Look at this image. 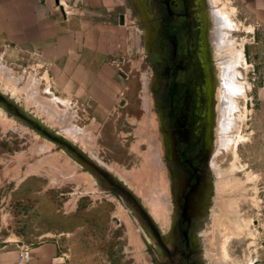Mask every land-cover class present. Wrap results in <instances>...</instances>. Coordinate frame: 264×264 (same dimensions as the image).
<instances>
[{
    "label": "rangeland",
    "instance_id": "374dc122",
    "mask_svg": "<svg viewBox=\"0 0 264 264\" xmlns=\"http://www.w3.org/2000/svg\"><path fill=\"white\" fill-rule=\"evenodd\" d=\"M249 1L146 0L142 17L160 31L148 66L124 76L140 105L139 122L125 128L141 133L131 159L116 148L99 154L102 140L55 90L51 66L0 35V229H61L84 264H264V60L251 57ZM13 152L29 168L15 177ZM77 185L83 199L64 207ZM41 186L59 202L37 203Z\"/></svg>",
    "mask_w": 264,
    "mask_h": 264
},
{
    "label": "crops",
    "instance_id": "0c3cea01",
    "mask_svg": "<svg viewBox=\"0 0 264 264\" xmlns=\"http://www.w3.org/2000/svg\"><path fill=\"white\" fill-rule=\"evenodd\" d=\"M249 6L255 27L253 39L257 44L251 57L264 60V0H250ZM146 12V0H0L3 41L13 44L18 52L34 51L44 64L51 66L56 77L55 90L61 96L75 99L83 110L77 121L87 124L84 128L92 132L94 139L102 140L99 154H111L116 148L131 159L141 150L139 130L133 133L125 129L127 122H139L140 105L130 99V84L124 76L132 75L134 66H148L153 39L160 30L157 21L148 20L146 15L142 17ZM261 74L256 114L261 123L259 134L264 139V61ZM156 119L153 144L159 150L163 144V118L160 120L156 116ZM162 154L159 150L157 155ZM20 155L12 153L10 169L14 177L15 174L20 176L21 170H29L21 167ZM103 162L105 167L112 168ZM97 183L106 189L100 178ZM75 188L76 196L71 194L64 207L80 201L78 197L83 199L84 194H78L80 185ZM15 191L13 189L12 193ZM49 193L44 186L33 192L37 203H58L59 200L57 202ZM95 197L92 196V202ZM7 211L4 205L2 218ZM60 230H53L51 226L32 227L31 223L10 228L3 226L0 229V264H84L73 256V249Z\"/></svg>",
    "mask_w": 264,
    "mask_h": 264
},
{
    "label": "flooded vegetation",
    "instance_id": "af4514ba",
    "mask_svg": "<svg viewBox=\"0 0 264 264\" xmlns=\"http://www.w3.org/2000/svg\"><path fill=\"white\" fill-rule=\"evenodd\" d=\"M171 159H172V166H177L176 164H177V161L178 160H174L172 157H171ZM176 159V158H175ZM177 169L179 170V168L177 167Z\"/></svg>",
    "mask_w": 264,
    "mask_h": 264
},
{
    "label": "water",
    "instance_id": "95a60500",
    "mask_svg": "<svg viewBox=\"0 0 264 264\" xmlns=\"http://www.w3.org/2000/svg\"><path fill=\"white\" fill-rule=\"evenodd\" d=\"M116 187H119L118 185H116ZM121 190V189H120ZM125 192V191H124Z\"/></svg>",
    "mask_w": 264,
    "mask_h": 264
}]
</instances>
